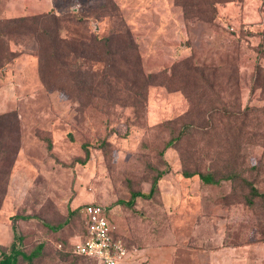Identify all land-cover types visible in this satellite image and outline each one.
I'll use <instances>...</instances> for the list:
<instances>
[{
    "label": "rangeland",
    "instance_id": "1",
    "mask_svg": "<svg viewBox=\"0 0 264 264\" xmlns=\"http://www.w3.org/2000/svg\"><path fill=\"white\" fill-rule=\"evenodd\" d=\"M20 17L33 32L0 34V253L14 223L42 245L17 264H92L71 242L99 202L173 264H264V0H0V27Z\"/></svg>",
    "mask_w": 264,
    "mask_h": 264
},
{
    "label": "built area",
    "instance_id": "2",
    "mask_svg": "<svg viewBox=\"0 0 264 264\" xmlns=\"http://www.w3.org/2000/svg\"><path fill=\"white\" fill-rule=\"evenodd\" d=\"M79 214L84 222L85 235L71 242L73 254L83 256L92 264H120L130 253L121 238H114L108 222V207L99 202L81 205Z\"/></svg>",
    "mask_w": 264,
    "mask_h": 264
},
{
    "label": "trees",
    "instance_id": "3",
    "mask_svg": "<svg viewBox=\"0 0 264 264\" xmlns=\"http://www.w3.org/2000/svg\"><path fill=\"white\" fill-rule=\"evenodd\" d=\"M32 20H30V18L27 17H20V18H15V19H9L8 21H6V23H4V25L2 27H0V34L2 33H9L12 32L13 29H15V31L17 29H19V32H25V31H29V32H33L32 31ZM47 20V19H46ZM48 24L52 23V26L54 28H58V24L56 21L54 20H47L46 21ZM14 24V25H11ZM56 31V30H55ZM57 35L55 33V38H57ZM40 53L41 49H39ZM43 55V54H42ZM188 128H191V126H187ZM177 140V139H176ZM172 143V141L169 142L168 145H170ZM194 173L198 174L200 179L206 183V184H215L218 185L220 184V182L222 180H224L223 178L220 179H214V177L210 174H205V173H201L198 171H195ZM186 176L190 177L192 176V174L190 173H185ZM162 177V174H159L153 181V185L151 188V191L149 193H145V192H133L131 195V198L126 202L128 206L133 205L134 200L137 196L143 197V198H152L158 189V180ZM246 182V181H245ZM249 184V183H248ZM249 186L251 187V195L252 197H264V192H260L256 186L249 184ZM107 206V205H106ZM108 207V222L110 224L111 228V233L113 235L114 238H121L126 246L128 248H130L128 246V244L126 243V241L122 238V236L120 234H118L117 232V225L115 223H113L112 221V209ZM79 208V207H78ZM77 208V213L79 215V217L81 218L80 214H79V210ZM82 224H83V232L81 233V237H83L85 235V226H84V222L81 218ZM12 231H13V240L10 244L9 250L8 251H1L0 253V264H17L18 263V257L21 256L22 258L28 260L29 262L31 261L32 257L34 255H36L38 253V251L41 249L42 245L37 246V248L35 250H33L31 253L26 254L23 250H21L20 245H21V240L22 237L21 235L18 234L17 230H16V226L13 223L12 224ZM76 255V254H75ZM79 256V255H76ZM81 258H84L83 256H79ZM85 259V258H84Z\"/></svg>",
    "mask_w": 264,
    "mask_h": 264
},
{
    "label": "crops",
    "instance_id": "4",
    "mask_svg": "<svg viewBox=\"0 0 264 264\" xmlns=\"http://www.w3.org/2000/svg\"><path fill=\"white\" fill-rule=\"evenodd\" d=\"M128 256L120 264H173L174 249L170 245L130 247Z\"/></svg>",
    "mask_w": 264,
    "mask_h": 264
}]
</instances>
